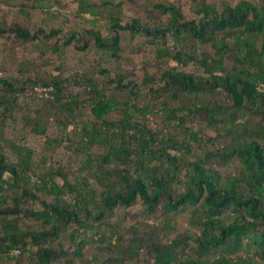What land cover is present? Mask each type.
Listing matches in <instances>:
<instances>
[{
	"label": "trees",
	"instance_id": "16d2710c",
	"mask_svg": "<svg viewBox=\"0 0 264 264\" xmlns=\"http://www.w3.org/2000/svg\"><path fill=\"white\" fill-rule=\"evenodd\" d=\"M61 1L0 22V264H264V0L34 21H67ZM123 35L155 46L140 78ZM70 46L93 57L66 74Z\"/></svg>",
	"mask_w": 264,
	"mask_h": 264
},
{
	"label": "rangeland",
	"instance_id": "374dc122",
	"mask_svg": "<svg viewBox=\"0 0 264 264\" xmlns=\"http://www.w3.org/2000/svg\"><path fill=\"white\" fill-rule=\"evenodd\" d=\"M64 6L61 9L60 13L62 15H64V17L67 18V21H65L63 18H54L55 22H49L48 21V15H43L41 14V16H39L37 19H35L34 21L37 22L38 24H40L43 20L44 25L47 29L55 27V28H60L63 29L64 32L66 33L69 30H75V31H81L83 29H90L91 26L89 25V23H86L83 20L77 19L76 17H73V12L76 11L77 5L74 4L72 1L73 0H62ZM61 1V3H62ZM94 1L93 3H98V0H90ZM114 4H120L121 3V12H122V19L123 20H129V19H133V18H137L140 19L142 22L146 21V17H147V12L144 9V6H148L151 7L152 5H157V4H164V3H173L175 4L177 7H179L180 9H182V11L184 12V14L187 17H191L192 13L190 11V0H133V3L130 2H126V0H111ZM236 1H227L228 3L235 5ZM8 0H0V22L2 20H7L8 22L11 21V14L13 9L8 7ZM153 11V10H152ZM36 14H38V11L35 12ZM29 15L32 17L33 13H29ZM156 15V14H155ZM157 16V15H156ZM47 18V19H45ZM85 20L88 21L90 20V17L85 15L84 16ZM38 20V21H37ZM63 32V33H64ZM123 39H122V43H121V48L122 51L124 52V54L130 55L131 58V63H126L124 64V70L125 71H131L133 68L136 69V72L138 73V78L141 77V69H139L141 67V65H144L146 63H153V50L155 49V46L153 45H149L146 43H143V40H138L139 38H136L137 40L131 41L129 42V37L127 35H123ZM2 41H0V59L1 61L3 60L2 57ZM27 49H24L23 51L25 52V50H27V52L29 53L31 50V44H27L26 46ZM33 49H35L36 47H32ZM20 52V50L18 51ZM60 53V51H59ZM33 57L36 56L31 55V54H27L26 56L29 57ZM24 56V55H21ZM26 56H24L26 58ZM58 56V53L55 55V57ZM18 57H20V55H18ZM21 57V60L22 58ZM93 57V51H90L89 53H83L80 52L79 50L73 48V47H66L63 49V53L61 54V56L59 57V60H57L59 63L63 64L66 67V74L72 69V67L76 66L78 63L83 62L85 60H90V58ZM171 64V63H169ZM10 67L9 63L6 64V68ZM150 71H153V68L151 66H148ZM56 73V72H55ZM111 76H113V70H111ZM3 73L0 71V76ZM101 85V84H100ZM99 85V86H100ZM76 92H78L79 94H81L82 89L76 88L75 89ZM82 98H86L85 95L80 96V99ZM89 106V103L87 105V107ZM8 126L11 125L12 121L8 122ZM9 136H14L13 134H9ZM30 141V140H28ZM41 142H36V144L34 143H30L31 146H34V148L36 149V151L39 149L38 146ZM61 153H64L62 150H60ZM125 222H129L128 219H126L124 221ZM86 253H89L90 251H88V249L85 250ZM14 264V263H11Z\"/></svg>",
	"mask_w": 264,
	"mask_h": 264
}]
</instances>
